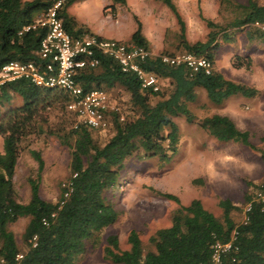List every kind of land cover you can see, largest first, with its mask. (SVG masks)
Here are the masks:
<instances>
[{"label":"trees","instance_id":"obj_1","mask_svg":"<svg viewBox=\"0 0 264 264\" xmlns=\"http://www.w3.org/2000/svg\"><path fill=\"white\" fill-rule=\"evenodd\" d=\"M72 1L65 0L58 9L63 26L73 35L93 33L68 13L67 7ZM159 1L171 10L179 23L182 51L205 55L211 61V70L189 74L183 64H167L156 56L146 58L142 62L145 68L155 72L159 81L168 79V87L151 91L141 88L133 72L122 71L118 63L106 55L100 56L96 66L80 68L76 78L84 89L101 87L108 91L118 85L126 91L133 113L123 119L113 115L112 132L101 143L92 134L95 128L81 122L74 126L73 114L70 120L67 119L66 113H71L66 108L70 99L67 92L33 84L26 78L0 83V264H74L77 255L86 250L87 242H95L102 227L116 220L117 211L103 192L117 181L124 159L139 148L145 155L160 159H167L175 152L178 127L173 117L182 115L186 121H194L187 101L194 99L196 87H202L207 99L214 103L235 93L255 94L254 87L226 78L213 66V59L219 46L217 36L224 40L231 37L226 32L228 26L246 28L248 38L254 37L264 43V30L249 25L254 20L264 21V4L246 0L226 25L202 17L209 28L205 40L189 42L184 38V24L173 1ZM123 2L111 0L102 7L103 14L106 7L115 9L116 3ZM50 3L51 0H0V66L8 60L38 57L36 51L44 28L36 26L24 30L23 27ZM126 42L147 47L138 20ZM230 64L248 69L251 58L248 54H235L230 58ZM15 95L20 97L21 103L6 108ZM53 110L57 120L51 126L48 118ZM196 124L216 140L237 141L253 147L248 130L238 128L225 114L204 115L196 120ZM45 132L56 135L60 144L69 148L67 178L54 200L43 198L38 190L43 167L41 152L37 147H27L37 164L36 177H28V199L19 201L12 180L17 159L31 140ZM259 152L264 164V151ZM258 183L246 181L248 188L243 192L242 202L251 199ZM65 191L66 195L63 194ZM158 192L178 203L171 212L170 223L156 228L148 236L152 245L148 249H143L133 228L126 235V248H119L114 233L107 234L102 252L112 264H207L213 240L228 239L233 228L237 230V249L223 257V264H264V209H260L257 201H251L243 222L231 216V211L239 207L228 198L218 200L222 209L219 217L196 197L182 204L174 193ZM19 217H26L22 247L8 227Z\"/></svg>","mask_w":264,"mask_h":264},{"label":"rangeland","instance_id":"obj_2","mask_svg":"<svg viewBox=\"0 0 264 264\" xmlns=\"http://www.w3.org/2000/svg\"><path fill=\"white\" fill-rule=\"evenodd\" d=\"M172 1L184 24V38L194 42L205 40L209 29L202 17L226 25L246 0ZM256 1L264 4V0ZM73 2L71 7L75 8L73 12L78 19L104 36L127 41L138 20L152 55L182 51L179 23L171 10L159 0H124L123 3H116L115 9L106 7L105 14L101 12L102 6L108 5L111 0ZM246 30L228 26L226 32L231 35L230 39L217 36L219 47L214 51L213 66L226 78L254 87L253 77L264 67H261L264 63V43L260 44L261 56L253 64L257 71L254 74L245 68L232 67L229 61L234 54L254 52V46L246 39ZM257 85L259 91L255 95L231 94L218 104L207 99L202 87H196L194 99L187 101L194 121L188 122L182 115L173 117L178 127L175 152L167 159H160L145 155L139 148L124 159L117 181L103 192L117 211L116 220L102 227L95 242H87L86 250L77 255L74 264H112L102 252L105 236L114 233L119 248H126V235L131 228L137 231L143 249L152 248L148 236L156 228L170 223L171 212L178 205L158 191L174 193L182 204L196 197L206 209L219 217L222 209L218 200L228 198L239 207L231 211L233 219L239 221L242 218L243 192L248 188L246 181H260L264 177V164L259 152L264 151V81ZM161 87H168V79H160ZM108 92L117 110L110 113L111 125L93 129L92 134L100 143L112 132L113 115L116 114L119 119L133 115L124 89L115 85L108 88ZM153 100L150 98V102ZM20 103V97L15 95L6 108ZM213 112L234 119L237 117L240 128L248 130L253 147L237 141H216L196 124L197 119ZM55 115V110L49 113L48 123L51 126L56 123ZM66 117L70 120L73 115L67 112ZM27 147L40 149L43 167L38 178L39 194L54 200L69 172V148L60 144L56 135L46 132L27 144L17 159L12 177L16 198L22 202L29 196L28 177H36L37 164ZM25 222L26 217H19L8 224L20 247L23 245Z\"/></svg>","mask_w":264,"mask_h":264},{"label":"built area","instance_id":"obj_3","mask_svg":"<svg viewBox=\"0 0 264 264\" xmlns=\"http://www.w3.org/2000/svg\"><path fill=\"white\" fill-rule=\"evenodd\" d=\"M65 0H51L42 11L35 14L31 23L24 30L40 26L44 33L39 40L36 59L8 60L0 66V83L17 78H26L40 86L54 87L67 92L70 99L66 108L76 122L95 129H104L111 125L110 113L116 112L117 106L111 101L105 88L92 87L84 89L76 78L77 71L86 66H96L101 55L115 60L122 71L135 74L141 88L156 91L160 88L159 77L155 72L143 66L146 58L158 57L164 63L171 65L183 64L189 74L197 70L209 73L211 61L203 54L190 51L161 53L152 55L148 47L135 42L121 39L97 36L82 32L71 34L65 29L58 9ZM249 25L264 30V21L254 20ZM64 195L67 192H63ZM259 203L264 209V180L258 183L252 192L251 199L242 204L241 221L246 220V211L250 209L251 201ZM236 229H232L228 239L213 240L210 245V259L207 264H223V257L237 249ZM19 256V254H17Z\"/></svg>","mask_w":264,"mask_h":264},{"label":"crops","instance_id":"obj_4","mask_svg":"<svg viewBox=\"0 0 264 264\" xmlns=\"http://www.w3.org/2000/svg\"><path fill=\"white\" fill-rule=\"evenodd\" d=\"M74 1V0H73ZM71 2L69 5H68V7H67V11H68V13L69 14H71L74 18H75V20H76V22L78 23V24H82L83 26H85V27H87V28H89V30L90 31H92L93 33H95V34H98V35H100V36H103V37H107V36H104L103 34H101L99 31H97V30H93L92 28H90L89 26H87L84 22H82V21H80L79 19H78V17H77V15L73 12L74 10L73 9H75V8H72L71 7V5L74 3V2ZM103 7V6H102ZM101 12H102V9H101ZM102 14H103V12H102ZM112 38H115V37H112ZM117 39H119V38H117ZM246 39L247 40H249V44H251L252 46H254V48H253V53L251 54H248L249 56H250V58H251V66H250V68H248L247 70L249 71V72H253V74L255 73V72H257V71H255V69L253 68V64L254 63H256L255 62V60L258 58V57H260L261 56V53H262V49L260 48L261 46H260V44L261 43H263L261 40H259V39H257V38H254V37H252V38H248L247 36H246ZM255 43V44H254ZM256 46V47H255ZM219 47V46H218ZM235 55V54H234ZM238 55H241V54H238ZM245 55V54H244ZM233 56V55H232ZM231 56V57H232ZM230 57V58H231ZM229 61H230V59H229ZM214 65H215V63H214ZM231 65V64H230ZM264 66V63H261V67H263ZM215 67V66H214ZM233 67V66H232ZM216 68V67H215ZM264 68V67H263ZM259 69V71H258V74L257 75H254V80H253V83L254 84H256L255 86H254V88L256 89V92L255 93H257L258 91H259V89L257 88L258 87V85L257 84H259V83H261V82H263L264 81V69ZM217 69V68H216ZM253 69H254V71H253ZM217 70H219V69H217ZM221 72V71H220ZM196 89V88H195ZM196 92V91H195ZM236 94V93H235ZM253 95H255V94H253ZM224 100V99H223ZM222 100V101H223ZM221 101V102H222ZM221 102H219V103H221ZM214 103V102H213ZM216 104H218V103H216ZM214 113V112H213ZM220 114V113H219ZM226 115V114H225ZM227 116H229V115H227ZM232 120H233V122L235 123V125L238 127V128H240V126L238 125V121H239V119L237 120V117L235 118L237 121H235V119L232 117V116H229ZM240 129H242V127L240 128ZM210 136V135H209ZM210 137H212V136H210ZM213 138V137H212ZM215 139V138H214ZM216 140V139H215ZM217 141V140H216ZM219 141V140H218ZM223 142H226V141H223ZM264 178V177H263ZM263 178L260 180V181H262L263 180ZM257 180V179H256ZM250 181H252V182H260V181H253V180H250ZM248 187V186H247Z\"/></svg>","mask_w":264,"mask_h":264}]
</instances>
